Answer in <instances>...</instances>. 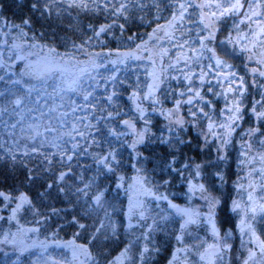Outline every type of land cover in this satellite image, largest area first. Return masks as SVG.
Returning <instances> with one entry per match:
<instances>
[{"label": "trees", "instance_id": "obj_1", "mask_svg": "<svg viewBox=\"0 0 264 264\" xmlns=\"http://www.w3.org/2000/svg\"><path fill=\"white\" fill-rule=\"evenodd\" d=\"M154 3L156 0H0V32H20L24 46L49 48L53 59L72 66L80 60L81 66L90 72L96 64L87 61L91 55H102L99 58L104 61L98 64L92 82L87 84L83 102L72 106L63 97L61 103L54 102V96L60 98L55 94L60 95L68 89L61 87V80L56 86L58 93L44 94L32 80L23 82L16 78L20 69L14 64L13 71L12 63L0 54V192L9 195L8 200L0 197V234L15 230L41 240V244L58 242L55 247H50L64 261L80 260L78 256L85 254L90 264H116L115 258L122 252L127 255L126 264H140L139 255L145 244L160 249L158 254L146 253L145 264H165L171 251L180 246L175 235L180 234L182 218L168 207L166 201L157 197L167 195L178 206H192L199 199L190 200L178 179L162 186V180L169 177L161 176L164 152L154 146L156 137L130 152L137 140L132 122H137V132L143 127L133 111L132 101L138 96L143 107L149 111L152 107L143 100L151 80L148 76L150 63L147 73L146 66L140 65V69L139 64L124 67L122 58L116 57L117 53L145 43L148 49L146 61L154 59L158 72L154 81L160 83L161 77L164 79L160 98H167L165 93L169 83L171 87H177L175 82L168 81L169 75L176 74L169 71V64L174 62L177 50L163 42L169 55L162 61L160 52H155L159 39L149 36L157 24H164L170 15L162 10L163 4L157 8ZM121 5L126 7L117 12ZM157 15H162L163 19L156 20ZM197 17L198 13H193V18ZM232 24L233 21L228 20L222 25L224 31L218 39L228 35ZM102 27L103 32L100 31ZM252 27L255 29L254 22ZM242 31H247V25ZM232 35L236 33L233 31ZM260 51L258 46L256 53ZM107 53L116 55L113 64ZM223 58L244 74L243 58ZM248 67L256 65L253 63ZM23 76L24 79L32 78L28 77L30 73ZM247 79L251 83L250 73ZM76 90L75 98L85 95V88ZM222 105L223 101L218 107ZM151 119L154 123L159 121L155 116ZM125 120L129 122L128 126L122 125ZM247 127L245 124L244 128ZM238 141L239 133L234 143ZM257 151L254 143L253 154ZM137 155L142 159L133 167ZM187 155L194 153L187 152ZM236 155L233 150L227 185L212 192L227 198L228 207L218 211L217 218L226 220L225 229L233 232L228 241L234 245L231 264H239L241 237L236 225L244 216L243 212L230 210L231 201L246 197L244 190L238 192L235 188L238 174L243 177L247 171L237 169ZM198 158L208 159L210 153ZM133 179H140L144 184L142 198L143 204L148 206L146 210L144 206L137 209L128 206ZM206 182L210 188L215 184L211 175L206 177ZM239 182L244 185L245 179ZM22 193L27 202L21 199ZM261 224L264 221H258V225ZM257 234L264 239V227L257 226ZM195 235L206 239L207 243L213 242L210 234L206 237L204 231L190 226L184 243L189 246L196 243L191 239ZM0 245V264H37L29 250L9 251Z\"/></svg>", "mask_w": 264, "mask_h": 264}, {"label": "snow or ice", "instance_id": "obj_2", "mask_svg": "<svg viewBox=\"0 0 264 264\" xmlns=\"http://www.w3.org/2000/svg\"><path fill=\"white\" fill-rule=\"evenodd\" d=\"M161 4L162 10L170 15L164 24H157L154 32L163 35L150 33L149 36L167 42L177 50L174 62L169 64V71L176 74L168 76V81L175 82L177 87L173 88L169 83L165 93L167 98L162 100L159 91L164 84L163 77L160 83L149 85L143 100L152 105L150 111L133 94L136 96L132 101L133 111L143 127L137 132V122H132L137 140L129 150L135 151L156 137L154 146L164 152L161 176L169 177L162 180V186L178 179L190 200L198 198L206 205L202 211L200 208L180 207L167 195L157 197L166 201L168 207L182 218L180 234L175 235L180 246L171 251L167 264H231L230 254L234 245L228 241L233 232L225 229L226 220L217 218V212L228 207L227 198L215 196L212 192L219 190L221 185H227L233 150L237 152V169L240 172L247 170L243 177L238 174L235 188L238 192L243 191L244 185L239 180L248 179L247 200L253 202L248 208L237 199L231 201L232 212L244 213L236 225L241 234L239 264H264V239L257 234V226L264 227V224L258 225V221H264V203H255L253 192L256 184L251 179L258 174L264 181V0H202L200 3H194V0H167V3L156 0L153 6L159 8ZM124 7L126 5H121L116 11L122 12ZM193 13H198L196 19ZM161 19L162 15L156 16V20ZM228 20L233 21L228 35L218 39L224 31L222 25ZM245 25L247 31H242ZM103 30L102 27L100 31ZM258 46L261 48L259 54L256 53ZM168 55L169 49L162 48L161 60ZM223 57L243 58L244 74L241 75L240 68ZM253 63L256 67L249 68L248 65ZM249 73L253 77L251 83L247 79ZM221 101L223 105L218 107ZM168 103L172 106L165 107ZM154 116L162 123H154L151 119ZM128 124L127 120L122 121L123 126ZM245 124H248L247 128H244ZM237 133L239 141L234 143ZM254 143L258 148L255 154ZM187 152L194 155L189 156ZM204 153H210V158L199 160L198 157ZM135 159L133 167L140 163L142 157L137 155ZM257 162L261 167H254ZM208 175L215 181L212 188L206 182ZM260 186L264 190V183ZM0 197L9 199L4 192H0ZM21 199L27 202L23 193ZM190 226L204 231L206 237L210 234L213 242L207 243L206 239L195 235L191 239L197 242L186 245L184 239ZM244 236L248 237L246 243ZM159 251L158 247L145 244L140 251V264H145L146 253L158 254ZM116 262L126 264L123 252Z\"/></svg>", "mask_w": 264, "mask_h": 264}, {"label": "rangeland", "instance_id": "obj_3", "mask_svg": "<svg viewBox=\"0 0 264 264\" xmlns=\"http://www.w3.org/2000/svg\"><path fill=\"white\" fill-rule=\"evenodd\" d=\"M202 2L201 0H196V3ZM20 32H11L8 30H1L0 32V54L3 58L8 59L12 64H10V67H12V70L14 71V64L18 66V70L20 69V72L16 74V78L20 79L21 81L25 80H32V84L35 87L39 88V91L42 93H58L57 91V82L62 83V86H67L68 89H64L61 91L60 95L55 94L56 96H60V98L54 96V102L55 103H61V97L64 99H68L69 105L74 106L79 105L80 101L83 102L84 97H86V88L87 84L89 82H92V77L96 74L98 71V64L104 63L101 57L102 55L95 54L94 56L91 55L87 61L89 62H95L93 72H90L87 68L84 69V66H81V61H76V66H72L70 63L61 61L57 59L52 58V53L49 48H39L36 45L31 46H24L25 41L20 38L19 35ZM153 36H159V32H152ZM163 34V33H162ZM165 47V44L159 40V44L155 46V52L159 53L161 52L162 48ZM148 49L146 48L145 43L140 44L133 49L121 53L115 54H109L107 53V56L112 61L113 64L116 57L122 58V64L124 67H133L135 64H139L138 69H140V65H144L147 67V73L148 72V65L150 63V74L148 76L151 78L148 84V90L149 85L156 84L157 82L154 81L158 72L156 71V67L154 66V59H151L150 61H146L148 57H145L147 54ZM51 53V56H50ZM106 55V54H105ZM104 56V55H103ZM116 56V57H115ZM86 64V63H85ZM114 66V65H113ZM142 72H146L145 70H141ZM32 77L31 79H24L23 75L29 74ZM33 75V76H32ZM85 75V76H84ZM44 76V77H43ZM51 76L53 79H51ZM84 76V77H83ZM43 77L44 79H42ZM83 77V78H82ZM80 78H82V82L80 81ZM88 80V81H87ZM85 81V83H83ZM87 81V82H86ZM72 86V87H71ZM86 86V87H85ZM81 89V91L84 90L85 95H80L79 98H75V91L76 89ZM80 91V90H76ZM77 96V94H76ZM79 103V104H78ZM137 139V136H136ZM255 168L261 167L259 163L254 165ZM255 184H256V190L253 192L254 201L256 204L264 203V190L261 189V183H264V181L261 180V177L257 174L251 178ZM248 183L249 180L245 179L244 184V193L246 195L245 198H240L239 201L247 206L248 208L252 207L253 202H249L247 200L248 195ZM143 183L140 179H133L131 181V187L129 192V201L128 206L129 208H141L144 206L143 209H148L147 205H144V198H142L145 194L143 193ZM238 200V199H237ZM180 207H188L197 209L200 208L202 211L206 208V205L202 203V201L199 200L198 203H193L192 206L190 205H180ZM239 237H241L240 231L238 229ZM244 242L246 243L248 240L247 236L243 237ZM0 244L3 245V248L9 249V251H28L30 252L33 262H36L37 264H90L88 260L85 258V254L82 256H78L80 260H77L76 258L73 261H64L63 257H59L58 253L54 252L51 248L55 247L56 243H52L54 245H47L46 242L41 244V240L33 239L30 236H26L25 234L19 232V231H8L4 232L3 234H0ZM1 246V245H0ZM53 246V247H50ZM2 247V246H1ZM12 249V250H11ZM32 250L34 252H32ZM203 251V249L201 250ZM120 256V255H119ZM127 255H125L126 257ZM118 257V256H117ZM116 257V258H117ZM59 258V259H58ZM115 258V263L116 262ZM192 257L189 256V259ZM62 261V262H61ZM167 264V262L165 263Z\"/></svg>", "mask_w": 264, "mask_h": 264}]
</instances>
